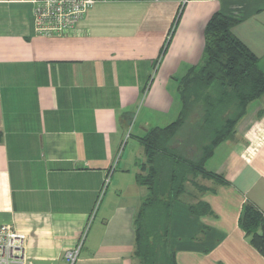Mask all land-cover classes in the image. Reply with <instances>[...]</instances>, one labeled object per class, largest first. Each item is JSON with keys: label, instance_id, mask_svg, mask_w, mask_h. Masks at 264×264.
<instances>
[{"label": "crops", "instance_id": "crops-1", "mask_svg": "<svg viewBox=\"0 0 264 264\" xmlns=\"http://www.w3.org/2000/svg\"><path fill=\"white\" fill-rule=\"evenodd\" d=\"M216 12L238 23L264 74V0H109L60 37L35 34L31 0H0V225L25 236L30 264H65L82 237L75 264H140L138 139L178 118L179 81L200 64ZM204 165L227 185L197 179L205 192L173 205L176 263L264 264L238 227L244 203L264 214V98ZM198 201L211 213L191 215Z\"/></svg>", "mask_w": 264, "mask_h": 264}, {"label": "trees", "instance_id": "trees-1", "mask_svg": "<svg viewBox=\"0 0 264 264\" xmlns=\"http://www.w3.org/2000/svg\"><path fill=\"white\" fill-rule=\"evenodd\" d=\"M238 24L214 13L203 31L200 64L179 81L181 111L163 128H152L138 139L144 162L135 176L146 189L134 218V257L140 264H177L169 245V220L173 205L195 179H212L227 185L222 176L206 171L214 148L234 133L247 106L264 98V74L258 58L231 30ZM193 216L210 214L204 202L187 207ZM238 227L249 244L264 257V218L250 202L243 204Z\"/></svg>", "mask_w": 264, "mask_h": 264}, {"label": "built area", "instance_id": "built-area-1", "mask_svg": "<svg viewBox=\"0 0 264 264\" xmlns=\"http://www.w3.org/2000/svg\"><path fill=\"white\" fill-rule=\"evenodd\" d=\"M105 1L109 0H31L34 32L43 37L72 35L86 12L95 3ZM107 184L105 178L97 203ZM82 240L63 255L65 264H75ZM0 264H30L25 258V236L7 225H0Z\"/></svg>", "mask_w": 264, "mask_h": 264}, {"label": "rangeland", "instance_id": "rangeland-1", "mask_svg": "<svg viewBox=\"0 0 264 264\" xmlns=\"http://www.w3.org/2000/svg\"><path fill=\"white\" fill-rule=\"evenodd\" d=\"M197 179L199 180V179H202V178L198 177V178L195 179V181H197ZM199 181H201V180H199ZM188 191H189V192H192V186H191L190 184H187L186 192H185V193L181 196V198H180L182 201H184V200L187 198V194H186V193H187Z\"/></svg>", "mask_w": 264, "mask_h": 264}]
</instances>
